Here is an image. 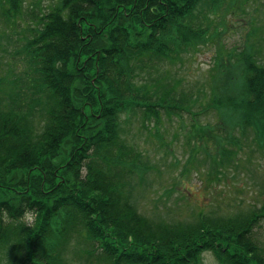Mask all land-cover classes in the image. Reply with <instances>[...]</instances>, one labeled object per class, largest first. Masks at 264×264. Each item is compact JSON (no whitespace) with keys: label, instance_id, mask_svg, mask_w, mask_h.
<instances>
[{"label":"trees","instance_id":"16d2710c","mask_svg":"<svg viewBox=\"0 0 264 264\" xmlns=\"http://www.w3.org/2000/svg\"><path fill=\"white\" fill-rule=\"evenodd\" d=\"M225 2L0 0V27L15 36L0 64V209L9 213L0 216V264H200L205 251L219 264H264L255 230L264 209L189 226L147 219L134 205L137 182L156 168L135 140L162 139L164 117L193 119L188 146L211 141L214 170L240 146L237 128L253 137L264 129V64L250 44L235 95H213L195 114L200 96L135 77L204 43ZM206 112L216 125L195 120ZM124 116L143 135L124 136ZM25 208L36 213L30 224L19 219Z\"/></svg>","mask_w":264,"mask_h":264},{"label":"rangeland","instance_id":"374dc122","mask_svg":"<svg viewBox=\"0 0 264 264\" xmlns=\"http://www.w3.org/2000/svg\"><path fill=\"white\" fill-rule=\"evenodd\" d=\"M25 1L28 5L33 2ZM224 4H228L227 7L224 10L221 7V12L212 16L216 31H210L204 43L181 54L174 62L159 64L157 71L153 67L151 71L137 69L135 77L146 79L151 85L155 80L163 86L173 81L179 84L178 92L181 94L200 96L198 103L194 101L190 106L194 114L210 107L213 95L221 97L226 92L234 96L237 83H243L240 57L252 51L251 54L258 59L256 64H264V0H226ZM253 29L257 32L254 33ZM13 34L12 28L0 27V64L8 57L6 50L13 51L14 43H8L9 38L15 40ZM248 38L252 43L246 42ZM247 44L251 47L249 51ZM128 119L127 116L122 117L124 121ZM192 120L185 112L180 117H164L163 138L159 140L149 138V133L135 140L143 132L136 130V121H128L132 128L127 127L124 136L135 140L138 149L147 153L148 161L156 165L143 177V183L137 182L134 188V205L139 213L147 219L164 218L189 226L200 221L211 220L214 223L229 218L240 219L252 212L261 213L264 209V129H257L253 137L251 131L241 136L248 128L243 132L237 128L235 134L241 139L240 146L234 147V156L228 163L214 170L204 152L207 146H212L211 141L188 146L187 141L195 143L197 135L189 128ZM195 120L203 125H216L218 117L206 112ZM255 230L264 250V221L256 225ZM72 247L68 258L76 257L78 248ZM214 260V254L205 251L201 254L200 264H219Z\"/></svg>","mask_w":264,"mask_h":264},{"label":"clouds","instance_id":"9594fccd","mask_svg":"<svg viewBox=\"0 0 264 264\" xmlns=\"http://www.w3.org/2000/svg\"><path fill=\"white\" fill-rule=\"evenodd\" d=\"M0 216H2L5 219H9V213L7 210L0 209ZM36 216V213L32 209L25 208V211L23 212L22 216L19 218L24 223H31L34 221Z\"/></svg>","mask_w":264,"mask_h":264}]
</instances>
